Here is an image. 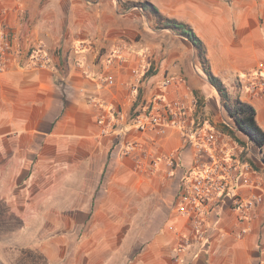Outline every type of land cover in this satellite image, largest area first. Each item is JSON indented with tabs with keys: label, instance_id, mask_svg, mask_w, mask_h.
Wrapping results in <instances>:
<instances>
[{
	"label": "crops",
	"instance_id": "0c3cea01",
	"mask_svg": "<svg viewBox=\"0 0 264 264\" xmlns=\"http://www.w3.org/2000/svg\"><path fill=\"white\" fill-rule=\"evenodd\" d=\"M142 1L0 0V21L14 27L23 47L40 46L52 54L50 68H36L21 55L0 72V219L7 218L8 209L13 219L33 222L38 217L130 220L132 225L145 220L147 229L139 238L145 241L142 264H174L169 248L181 236L191 245L178 264H262L264 199L245 220L231 204L233 195L260 192L264 197L260 155L242 133L222 130L229 117L194 46L170 29L157 28L149 12L129 5ZM148 1L194 29L213 74L230 98L253 105L264 130V96H255L249 86L257 73L264 76V0ZM119 49L124 62L113 55ZM166 78L170 83L163 86ZM159 98L184 100L191 137L197 124L223 132L210 153L221 154L229 146L261 176L254 178L257 185L248 184L243 173L235 176L229 196L207 212L202 238L175 208L195 167L189 135L177 126L161 134L140 131L132 119L136 107ZM134 142L139 147L128 151ZM149 220L168 222L151 237ZM97 229L94 240L101 241ZM54 241H60L58 247L64 242ZM54 241H3L0 264H11L7 246L52 257Z\"/></svg>",
	"mask_w": 264,
	"mask_h": 264
},
{
	"label": "built area",
	"instance_id": "2783aa9c",
	"mask_svg": "<svg viewBox=\"0 0 264 264\" xmlns=\"http://www.w3.org/2000/svg\"><path fill=\"white\" fill-rule=\"evenodd\" d=\"M21 55H25L31 65L36 68L51 67L52 54L49 51L40 46L25 49L14 27L0 21V72L6 69L10 58ZM113 55L121 62L126 59L120 49L116 50ZM133 72L136 74L137 70L133 69ZM107 82L113 84L114 78L109 76ZM169 83L170 80L167 78L162 82L163 86H168ZM249 83L255 96H264V76L262 74L257 73ZM186 116L187 104L184 100L165 98L151 101L143 108L138 106L132 113L133 122L140 131L154 130L161 134L167 126H177L183 128L185 135H189V140L193 143L196 151L195 167L187 175L176 199L175 208L177 213L188 218L192 229L202 238L204 237L203 226L207 212L229 196L231 181L235 176L238 173H243L247 183L253 184L254 182V185H257L254 178L260 179L261 176L250 163L242 162L237 152L229 146L223 147L221 154H211L210 150L220 145L223 132L203 129L200 124H197L191 137ZM98 122L104 124L105 121L99 118ZM138 147L137 142L131 143L128 151ZM263 199V194L260 192L253 193L248 197L233 195L231 204L238 212L239 219L245 220L250 216L252 210L262 203ZM190 245V240L181 236L177 260ZM260 252L262 253L261 263L264 264V242L260 247Z\"/></svg>",
	"mask_w": 264,
	"mask_h": 264
},
{
	"label": "rangeland",
	"instance_id": "374dc122",
	"mask_svg": "<svg viewBox=\"0 0 264 264\" xmlns=\"http://www.w3.org/2000/svg\"><path fill=\"white\" fill-rule=\"evenodd\" d=\"M199 66L202 70L199 60ZM203 71V70H202ZM176 203V202H175ZM56 213L62 212L55 210ZM6 219H0V243L3 241L15 243L16 240L26 241L36 240H60L64 242L61 247L54 241V256H46L38 249H26L24 247L7 246L4 251L10 258L11 264H142L141 251L145 241L140 238L141 233L145 232V220H138L137 224L132 225L130 220H44L38 217L36 220H15L14 212L6 210ZM96 221V223H95ZM150 235L157 232L159 226H164L168 220H149ZM95 227L101 228V241L94 240ZM5 230V234L2 230ZM133 229L131 240H127V232ZM85 236V245L81 241ZM136 237V239H132ZM156 248V242H149ZM80 244V245H79ZM131 246V247H130ZM180 240L177 238L175 244L169 248V259L172 263H177L178 249ZM3 248V247H2ZM18 252V256L14 253ZM133 252L128 256L127 252ZM14 252V253H13ZM3 264V263H2Z\"/></svg>",
	"mask_w": 264,
	"mask_h": 264
},
{
	"label": "trees",
	"instance_id": "16d2710c",
	"mask_svg": "<svg viewBox=\"0 0 264 264\" xmlns=\"http://www.w3.org/2000/svg\"><path fill=\"white\" fill-rule=\"evenodd\" d=\"M136 6L142 11H147L157 19V28L170 29L176 34L187 39L195 48L197 59L202 66V70L212 86L216 88L221 96L223 107L225 108L229 121L223 126V131H228L232 135L242 133L248 138L251 146L255 147L264 164V130L256 120V110L253 105L242 101L240 98H230L229 92L223 82L211 71L207 58L206 47L194 29L186 22L176 18L163 15L158 7L148 0L129 4ZM245 142H243L244 145Z\"/></svg>",
	"mask_w": 264,
	"mask_h": 264
}]
</instances>
